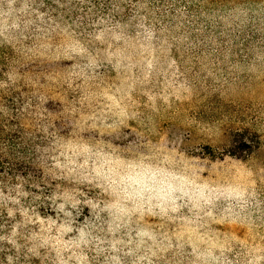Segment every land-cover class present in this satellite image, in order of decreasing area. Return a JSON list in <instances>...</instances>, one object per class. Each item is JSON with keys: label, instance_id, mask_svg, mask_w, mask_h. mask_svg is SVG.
<instances>
[{"label": "rangeland", "instance_id": "rangeland-1", "mask_svg": "<svg viewBox=\"0 0 264 264\" xmlns=\"http://www.w3.org/2000/svg\"><path fill=\"white\" fill-rule=\"evenodd\" d=\"M0 264H264V0H0Z\"/></svg>", "mask_w": 264, "mask_h": 264}]
</instances>
